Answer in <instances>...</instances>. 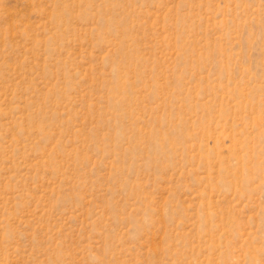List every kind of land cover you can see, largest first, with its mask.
<instances>
[{"label": "rangeland", "instance_id": "rangeland-1", "mask_svg": "<svg viewBox=\"0 0 264 264\" xmlns=\"http://www.w3.org/2000/svg\"><path fill=\"white\" fill-rule=\"evenodd\" d=\"M0 264H264V0H0Z\"/></svg>", "mask_w": 264, "mask_h": 264}]
</instances>
